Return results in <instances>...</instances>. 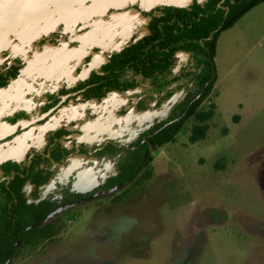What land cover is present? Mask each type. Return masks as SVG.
<instances>
[{"label": "rangeland", "instance_id": "rangeland-1", "mask_svg": "<svg viewBox=\"0 0 264 264\" xmlns=\"http://www.w3.org/2000/svg\"><path fill=\"white\" fill-rule=\"evenodd\" d=\"M191 2L0 0V67L24 64L10 88L0 89V119L20 110L36 118L47 90L74 87L143 36V12ZM178 56L177 74L189 65L188 54ZM214 61L217 81L199 108L216 105L204 140L190 142L197 124L190 118L173 142L153 150L151 178L143 168L124 186L60 207L48 220L53 236L21 247L8 264H264V3L221 34ZM142 91L71 100L47 122L3 141L0 164L43 150L62 126L73 131L69 149L129 144L185 94L178 90L157 107L148 100L149 109L139 111ZM116 160L74 154L56 165L42 197L61 203L88 192L112 176Z\"/></svg>", "mask_w": 264, "mask_h": 264}, {"label": "trees", "instance_id": "trees-1", "mask_svg": "<svg viewBox=\"0 0 264 264\" xmlns=\"http://www.w3.org/2000/svg\"><path fill=\"white\" fill-rule=\"evenodd\" d=\"M262 3L264 0H192L187 6L158 5L143 12L147 19L146 33L132 37L119 52L112 54L100 73L92 72L78 88H87L83 93L87 101L106 98L112 91L127 94L143 88L137 104L139 111L149 109L148 100H155L157 107L178 90L185 91L183 98L166 119L156 122L128 145L119 147V143L110 141L90 149L80 145L81 153L91 151L99 158L118 156L115 174L91 191L66 195L64 202L47 199L29 202L26 198L27 182L35 185L34 197H37L39 188L49 180V175H21L43 171L39 168L43 162L41 154L32 159L34 166L30 169L13 161L4 163L1 166L4 180L0 182V264H8L19 248L50 239L53 228L47 222L61 205L75 204L90 199L98 191L124 186L143 168L147 169L145 178H151L148 167L153 162V150L173 142L190 118L197 121L190 142L204 140L209 131L208 122L216 114V105L212 104L206 111L199 108L217 81L214 59L218 39ZM179 53L189 55V65L177 74ZM22 68L19 61L5 72L0 70V89L9 87L20 76ZM51 100L43 112L59 102L53 97ZM71 134L72 131L61 128L52 136L49 149L54 161L60 162L77 151L76 147L67 150L62 146L61 141Z\"/></svg>", "mask_w": 264, "mask_h": 264}, {"label": "flooded vegetation", "instance_id": "flooded-vegetation-1", "mask_svg": "<svg viewBox=\"0 0 264 264\" xmlns=\"http://www.w3.org/2000/svg\"><path fill=\"white\" fill-rule=\"evenodd\" d=\"M51 42H52V40H51ZM50 42V43H51ZM112 54H114V53H112ZM112 54L108 57V59L112 56ZM108 59H107V61L104 63V64H106L107 62H108ZM20 60L19 59H14L12 62H10V63H8L7 65H4L3 67H0V70L1 71H7L9 68H11L12 66H14V65H17V63L19 62ZM179 61V60H178ZM21 62V61H20ZM21 64L23 65V68L21 69V71H20V74L22 73V71H23V69H24V64L21 62ZM103 64V65H104ZM102 65V66H103ZM101 66V67H102ZM100 67V68H101ZM100 68H99V70H94L95 72H98V73H100L99 71H100ZM94 71H92V72H94ZM91 72V73H92ZM91 73L89 74V76L86 78V79H83V80H80V81H78L77 83H76V85L74 86V87H71V88H69V87H62L61 89H59L57 92H55L54 90H47L45 93H44V97H43V99H41V100H43L45 103H44V105L42 106V108L40 109V112H41V114L39 115V116H37L36 118L35 117H32V115H31V113H29V117L28 116H26L25 114H27L28 112L27 111H25V110H20V111H17L16 113H14L12 116H10V117H4V119H0V121H7V122H9V123H12V124H15V123H17V122H19V121H21V120H35V119H38V118H40L43 114H46V113H48V112H50V111H52L51 113H50V115H48L46 118H44V120H42V121H38L37 123H34V124H32V125H30V126H28L27 128H25V129H22V130H19L17 133H15L14 135H11V136H9V137H7V138H5L4 140H2V141H0V144L3 142V141H6V140H8V139H10V138H12V137H14V136H16V135H18V134H20L22 131H25L26 129H28V128H30V127H33V126H35V125H38L39 123H45V122H47L51 117H53L58 111H59V109L62 107V106H65L67 103H69L71 100H78V99H81V101H87V100H84V98H83V93L87 90V88H83V89H79L78 87H79V85L81 84V83H83V82H85L86 80H88L89 78H90V75H91ZM20 77V76H19ZM18 77V78H19ZM17 78V79H18ZM16 81V80H15ZM14 81V82H15ZM13 82V83H14ZM12 83V84H13ZM11 84V85H12ZM10 85V86H11ZM10 86L9 87H7V89H9L10 88ZM67 91V93H64V92H66ZM177 92V91H176ZM112 93H118V92H115V91H112V92H110L109 93V95L107 96V97H109L110 96V94H112ZM56 98V99H59V102L54 106V107H52V108H50L48 111H46V112H43V109L47 106V105H49V104H51L52 103V100H51V98ZM106 97V98H107ZM103 99H105V98H103ZM92 100H94V99H92ZM100 100H102V99H100ZM91 101V100H90ZM24 116V117H23ZM61 128H65L66 130H68L66 127H60V128H58V129H56L54 132H53V134L50 136V142H49V144H47L46 146H45V148L43 149V150H39V149H36V148H32L31 150H30V152L28 153V155H27V158L24 160V161H20V160H17V159H10V160H6V161H4L3 163H1L0 164V182L2 181V180H4V177H1L2 176V171H1V166L4 164V163H6V162H8V161H13V162H16V163H18V164H20L22 167H25L26 169H30V168H32L34 165H33V161H32V159L35 157V155L36 154H41L42 155V157H43V162L41 163V164H39V168L40 169H42L43 171L42 172H40L39 173V171H37L36 173H32V172H26V174H21V175H49V180H48V182L46 183V184H44V185H42L40 188H39V193H38V196L37 197H34V190H35V185L34 184H32L31 182H27L26 183V185H25V187H24V192H25V194H26V198H27V200L29 201V202H39L40 200H42V199H47V200H51V201H54V202H56V203H60V201L58 202V201H56V200H54V199H50V198H43L42 197V189L43 188H45L47 185H49L50 184V182H51V180H52V178H53V176H54V174H55V171H56V165L57 164H61V163H63V162H65L67 159H69L70 157H72L74 154H81V155H92V154H94L93 152H91V151H88L87 153H81L80 152V150H78L79 149V147H77V146H75L76 148H77V151L75 152V153H73V154H71L70 156H68V157H66V158H64V159H62L60 162H57V161H54L53 159H52V156H51V152H50V147L52 146V141H51V138H52V136L54 135V133L57 131V130H59V129H61ZM69 131H71V130H69ZM72 134H73V131H72ZM72 134L69 136V138H66V139H63L62 141H61V143H62V146H63V148H65V149H67V150H71V149H69V148H67L66 146H65V144H64V142L65 141H70L71 139H70V137L72 136ZM106 141H110V140H106ZM105 141V142H106ZM104 142V143H105ZM110 142H114V141H110ZM114 143H117V142H114ZM118 144V143H117ZM82 145V144H81ZM102 145V144H101ZM123 144H121V143H119V147H121ZM126 145H128V144H126ZM98 146H100V145H98ZM72 148H74V147H72ZM88 149H90V148H88ZM95 155V154H94ZM96 156V155H95ZM97 157V156H96ZM104 157H111V156H104ZM114 157H116V156H114ZM99 158V157H98ZM117 158H118V156H117ZM115 163H116V161H115ZM116 169V168H115ZM115 174V170H114V172H113V174H111V175H114ZM111 177V176H110ZM108 180V178L103 182V183H105L106 181ZM103 183H101V184H103ZM100 184V185H101ZM28 186H31V188H32V190H31V192H30V194H28L27 193V187ZM99 186V185H98ZM97 187V186H96ZM95 187V188H96ZM121 187V186H120ZM95 188H93V189H95ZM92 189V190H93ZM115 189V188H114ZM112 190V189H111ZM91 191V190H90ZM104 191V190H103ZM109 191V190H108ZM72 193H77V192H72ZM80 193H82V192H80ZM66 196V195H65ZM65 196H64V198H65ZM64 198H63V201L62 202H64ZM83 201H86V200H83ZM83 201H80V202H83ZM80 202H77V203H80ZM76 204V203H75ZM69 204H65V205H61L60 207H65V206H68ZM72 205V204H71ZM59 207V208H60ZM59 208H57L56 210H55V212L59 209ZM54 212V213H55ZM53 216V215H52ZM51 216V217H52ZM50 217V218H51ZM49 218V219H50ZM48 223V222H47ZM20 249V248H19ZM17 255V254H16ZM15 257V256H14ZM13 257V258H14Z\"/></svg>", "mask_w": 264, "mask_h": 264}, {"label": "water", "instance_id": "water-1", "mask_svg": "<svg viewBox=\"0 0 264 264\" xmlns=\"http://www.w3.org/2000/svg\"><path fill=\"white\" fill-rule=\"evenodd\" d=\"M52 111L43 114L40 118L35 120H21L15 124L9 123L7 121H0V141L4 140L5 138L14 135L19 130L25 129L28 126L37 123L38 121L44 120L48 115H50ZM179 120V119H177Z\"/></svg>", "mask_w": 264, "mask_h": 264}]
</instances>
